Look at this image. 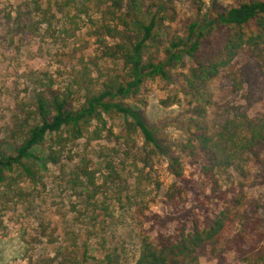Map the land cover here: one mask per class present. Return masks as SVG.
<instances>
[{
  "label": "trees",
  "instance_id": "trees-1",
  "mask_svg": "<svg viewBox=\"0 0 264 264\" xmlns=\"http://www.w3.org/2000/svg\"><path fill=\"white\" fill-rule=\"evenodd\" d=\"M192 1L196 19L186 26L184 35L172 37L167 33L171 19L165 0H96L98 13L91 17L89 34L99 57L82 63L83 71L66 88L48 72L31 75L33 89L28 97L17 100L15 126L10 127V137L16 141L10 145L0 139V186L11 183L17 171L23 173L20 178L35 183L38 167L60 166L62 152L70 145L84 139L99 141L104 134L114 136L109 120L115 118L124 120L121 136L136 154L141 155L143 144L153 153L166 155L135 104L141 103L147 83L169 80L187 60L195 61L184 74L186 94L197 104L195 131L179 146V153L210 181L212 191L219 176L235 173L247 179L255 166L263 165V119L242 115L214 129L209 112L215 100L210 85L244 52L264 62V0ZM38 10L48 18V11ZM68 20L72 35L82 31L76 19ZM212 42H217L214 54L198 61ZM146 154L150 158L147 150ZM181 158L173 157L170 169L179 182H185ZM107 166L116 172L110 162ZM81 179L69 181L73 190L82 189L79 198L84 199V211L75 220L79 231L67 230L64 244L41 264L113 263L110 256L101 260L93 255L96 246H107L106 228L112 215L109 181L100 187L94 176L87 175L86 183H80ZM103 188H107L104 194ZM182 192L173 186L165 206ZM246 198L239 194L228 200L211 223L197 220L191 227L177 229H169L167 223L172 221L168 218L146 228L150 209L139 206L136 220L141 246L136 264H198L202 257L223 261L235 249L243 252L242 247L254 240L248 232ZM259 242H264V235Z\"/></svg>",
  "mask_w": 264,
  "mask_h": 264
},
{
  "label": "rangeland",
  "instance_id": "rangeland-1",
  "mask_svg": "<svg viewBox=\"0 0 264 264\" xmlns=\"http://www.w3.org/2000/svg\"><path fill=\"white\" fill-rule=\"evenodd\" d=\"M230 1L221 0L226 4ZM165 2L171 19L167 33L172 37L184 35L186 26L196 19L193 1ZM38 9L48 11V18ZM97 13L96 0H0L1 140L10 145L16 141L10 137V127L15 126L12 121L17 100L28 97L33 89L32 74L48 72L66 88L83 71L82 63L99 57L89 34L91 17ZM69 17L83 28L75 36ZM216 45L212 42L207 46L198 61L209 59ZM194 63L187 60L169 80L147 83L141 103L135 104L156 132L166 155L153 153L143 144L141 155L136 154L121 136L124 120L115 118L109 120L114 136L104 134L99 141L84 139L70 145L62 152L60 166L36 168L35 183L25 176L20 178L23 173L17 171L11 183L0 186V264H41L64 244L67 230L79 231L75 220L78 212L84 211V199L79 198L82 189L73 190L69 181L81 177L80 183H86L87 175L94 176L100 187L105 181L110 185L112 215L106 228L107 246L93 250L98 259L110 256L111 264H136L141 246L136 212L141 205L150 209L146 228L168 218L172 221L167 223L169 229H177L191 227L197 220L211 223L228 200L244 194L253 242L243 246V252L235 249L223 261L202 257L198 264H264V242H259L264 235V164L255 166L247 179L235 173L219 176V184L212 191L210 181L179 153V146L195 131L197 104L186 94L184 80ZM210 90L215 96L209 112L214 129L242 115L264 120V62L252 59L248 52L215 80ZM43 150L38 153L45 155ZM179 156L185 166V182H179L170 169L171 159ZM109 162L116 172L108 169ZM173 186L183 192L165 206ZM102 191L106 193L107 188Z\"/></svg>",
  "mask_w": 264,
  "mask_h": 264
}]
</instances>
